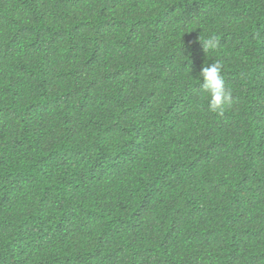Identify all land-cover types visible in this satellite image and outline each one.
I'll return each mask as SVG.
<instances>
[{"label": "trees", "instance_id": "obj_1", "mask_svg": "<svg viewBox=\"0 0 264 264\" xmlns=\"http://www.w3.org/2000/svg\"><path fill=\"white\" fill-rule=\"evenodd\" d=\"M0 264H264V0H0Z\"/></svg>", "mask_w": 264, "mask_h": 264}, {"label": "clouds", "instance_id": "obj_2", "mask_svg": "<svg viewBox=\"0 0 264 264\" xmlns=\"http://www.w3.org/2000/svg\"><path fill=\"white\" fill-rule=\"evenodd\" d=\"M205 51L214 50L219 46V39L216 35H209L207 38L199 37ZM223 65L220 61L205 63L198 79L203 81L201 87L209 97L208 107L212 112L223 113L226 107L232 102V91L222 76Z\"/></svg>", "mask_w": 264, "mask_h": 264}]
</instances>
